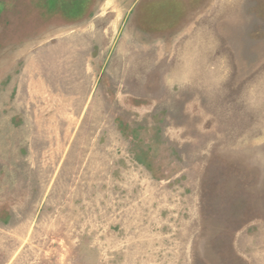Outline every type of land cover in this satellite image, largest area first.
<instances>
[{"label":"rangeland","instance_id":"obj_1","mask_svg":"<svg viewBox=\"0 0 264 264\" xmlns=\"http://www.w3.org/2000/svg\"><path fill=\"white\" fill-rule=\"evenodd\" d=\"M0 264H264V0H0Z\"/></svg>","mask_w":264,"mask_h":264}]
</instances>
